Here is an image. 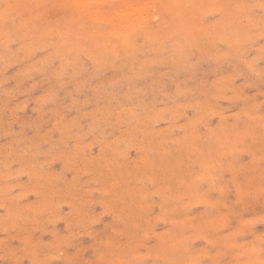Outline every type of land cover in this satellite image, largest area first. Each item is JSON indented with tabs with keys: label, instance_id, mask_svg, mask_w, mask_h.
<instances>
[{
	"label": "rangeland",
	"instance_id": "1",
	"mask_svg": "<svg viewBox=\"0 0 264 264\" xmlns=\"http://www.w3.org/2000/svg\"><path fill=\"white\" fill-rule=\"evenodd\" d=\"M107 1L0 0L3 264H259L264 0Z\"/></svg>",
	"mask_w": 264,
	"mask_h": 264
},
{
	"label": "bare ground",
	"instance_id": "2",
	"mask_svg": "<svg viewBox=\"0 0 264 264\" xmlns=\"http://www.w3.org/2000/svg\"><path fill=\"white\" fill-rule=\"evenodd\" d=\"M99 1H100V0H99ZM105 1H107V0H105ZM164 1H165V0H164ZM174 1H175V0H174ZM74 2H75V1H74ZM107 2H108V1H107ZM107 2H106V3H107ZM160 2H161V1H160ZM176 2H177V1H176ZM104 3H105V2H104ZM108 3H109V2H108ZM108 3H107V4H108ZM161 3H162V2H161ZM163 3H164V2H163ZM166 3H167V2H166ZM166 3H165V5H166ZM178 3H179V2H177V5H178ZM181 3H182V2H180V4H181ZM74 4H75V3H74ZM74 4H73V5H74ZM180 4H179V6H180ZM103 5H104V4H103ZM168 5H169V4H168ZM168 5H167V7H168ZM75 6H76V8H78V7H77L78 5H75ZM100 6H101V5H100ZM109 6H110V8H112L111 5H109ZM109 6H108V7H109ZM169 6H170V5H169ZM174 6H175V5H173L172 7H174ZM70 7H71V6H70ZM72 7H73V6H72ZM161 7H162V5H161ZM163 7H164V5H163ZM163 7H162V10H164ZM172 7H171V8H172ZM100 9H101V8H100ZM104 9H105V8H104ZM107 9H108V8H107ZM148 9H149V8H148ZM151 9H152V8H151ZM160 9H161V8H160ZM92 10H94V9H92ZM98 10H99V9H98ZM102 10H103V9H101V11H102ZM156 10H157V9H156ZM169 10H170V7H169ZM84 11H85V10H84ZM101 11L99 10V12H101ZM105 11H106V9H105ZM175 11H176V10H175ZM175 11H174V12H175ZM158 12H159V11H158ZM179 12L181 13L180 10L178 11V13H179ZM93 14H94V13H93ZM153 14H154V13H153ZM181 14H182V13H181ZM95 15H96V13H95ZM155 15L157 16V14H155ZM176 15H177V13H176ZM178 15H180V14H178ZM93 16H94V15H93ZM93 16H91V18H88L87 16H84V13H83V17H87L88 21H89V19L91 20ZM102 16H103V15H102ZM148 16H150V15H148ZM152 16H153V15H152ZM158 16H159V14H158ZM81 18H82V17H81ZM99 18H100V17H99ZM153 18H154V17H153ZM173 18H174V16H173ZM84 19H85V18H84ZM94 19H95V18H94ZM96 19H97V17H96ZM102 19H103V18H102ZM82 20H83V19H82ZM83 21H85V20H83ZM91 21H92V20H91ZM104 21H105V20H104ZM104 21H103V22H104ZM97 22H98V20H97ZM86 23H87V22H86ZM109 23H110V22H109ZM111 23H112V22H111ZM84 24H85V23H84ZM108 25H110V24H108ZM92 26H93V25H92ZM111 26H113V25H111ZM111 26H110L109 28H111ZM112 28H113V27H112ZM84 29H85V28H84ZM114 29H115V28H114ZM103 30H104V29H103ZM103 30H102V33H103ZM106 30H107V29H106ZM109 30H110V29H109ZM116 30H117V29H116ZM93 31H94V30H93ZM96 31H97V30H95V33H97ZM98 32H99V31H98ZM108 32H109V31H108ZM111 32H113V30L110 31V33H111ZM120 32H121V31H120ZM92 33H94V32H92ZM92 33H91V35H92ZM106 33H107V32H106ZM116 33H119V31L116 32ZM116 33L114 32V33H112V34H116ZM112 34H111V35H112ZM120 34H121V33H120ZM108 35H110V34L108 33ZM111 35H110V36H111ZM121 35H122V34H121ZM113 36H114V35H113ZM113 36H112V37H113ZM115 36H116V35H115ZM154 39H155V38H154ZM127 40H128V39H127ZM158 40H159V39H158ZM158 40H157V37H156L155 41H158ZM149 41H150V40H149ZM153 41H154V40H153ZM160 41L163 42L162 39H161ZM162 42H161V44H162ZM150 43H151V42H150ZM154 43H158V42H154ZM148 44H149V43H148ZM161 44H160V45H161ZM6 45H7V44H6ZM109 45H110V44H109ZM149 45H150V44H149ZM153 45H154V44H153ZM162 45H163V44H162ZM3 46L5 47V45H3ZM60 47H61V46H60ZM146 47H147L146 50H148V48H149L150 46H149V47L146 46ZM152 47H153V46H152ZM156 47H157V46H156ZM160 47H161V46H160ZM164 47H165V46H164ZM111 48H112V47H111ZM113 48H114V47H113ZM109 49H110V48H107V52H108ZM150 49L152 50V48H150ZM150 49H149V51H150ZM155 49H156V48H155ZM155 49H154V51H155ZM157 49H160V48L157 47ZM162 49H164V48H162ZM5 50H6V49H5ZM133 51H134V50H133ZM156 51H157V50H156ZM10 52H11V51H10ZM111 52H112V51H111ZM129 54H130V53H129ZM131 54H132V53H131ZM131 54H130V55H131ZM133 55H134V54H133ZM135 55H136V54H135ZM163 57H164V56H163ZM164 58H165V57H164ZM157 82H158V81H157ZM154 83H156V82H154ZM154 83H153V84H154ZM180 86H181V85H180ZM49 93H50V92H49ZM49 93H47V94H49ZM47 94H46V95H47ZM42 96H43V94H42ZM44 96H45V95H44ZM48 96H49V95H48ZM48 96H47V97H48ZM45 97H46V96H45ZM41 99H44V97L41 98ZM41 99H40V100H41ZM45 99H46V98H45ZM45 99H44V100H45ZM35 100H37V99H35ZM37 101L39 102V100H37ZM35 102H36V101H35ZM40 102H41V101H40ZM94 120H95V119H94ZM95 121H96V120H95ZM92 122H93V120H92ZM188 122H190V121H188ZM185 123H186V122H185ZM192 124H193V123H192ZM121 125H122V124H121ZM190 126H191V125H190ZM190 126H189V127H190ZM118 128H120V125H119ZM184 128H185V127H184ZM190 128H191V127H190ZM190 128H189V129H190ZM180 129H183V128H180ZM156 130H157V129H156ZM184 130H185V129H184ZM159 132H162V130L159 129ZM186 132H187V131H185V133H186ZM154 133H155V132H154ZM157 133H158V132H157ZM158 134H160V133H158ZM182 134H183L182 136H184V133H182ZM187 135H188V134H187ZM185 137H186V136H185ZM192 137H193V136H192ZM192 137H191V138H192ZM168 138H169V137H168ZM183 138H184V137H182L181 139H183ZM170 139H171V138H170ZM176 139H178V138H176ZM181 139H180V140H181ZM174 140H175V139H174ZM178 141H179V139H178ZM114 143H115V142H114ZM112 144H113V143H112ZM180 144H181V143H180ZM131 145H132V144H131ZM177 145H178V144H177ZM179 146H180V145H179ZM105 147H106V145H105ZM105 147H104V148H105ZM106 148H108V147H106ZM120 148H121V147H120ZM125 148H126V147H125ZM129 148H130V147H129ZM165 148H166V147H165ZM102 149H103V147H102ZM162 150H163V149H162ZM101 151H102V150H101ZM163 151H164V150H163ZM163 153H164V152H163ZM99 155H100V154H99ZM99 155H98V156H99ZM140 156H142V155L140 154ZM99 157H100V156H99ZM102 157H103V156H102ZM147 158H148V157H147ZM149 158H150V157H149ZM149 158H148V161H149ZM202 160H203V159H202ZM149 162H150V164H151V161H149ZM71 164H72V163H70V166H71ZM148 164H149V163H148ZM150 164H149V165H150ZM162 165H163V164H162ZM108 166H109V165H108ZM108 166H107V167H108ZM164 166H165V165H164ZM100 178H101V177H100ZM122 203H123V202H122ZM120 204H121V203H120Z\"/></svg>",
	"mask_w": 264,
	"mask_h": 264
},
{
	"label": "clouds",
	"instance_id": "3",
	"mask_svg": "<svg viewBox=\"0 0 264 264\" xmlns=\"http://www.w3.org/2000/svg\"><path fill=\"white\" fill-rule=\"evenodd\" d=\"M0 264H3V258L0 257ZM8 264H11V262H8ZM259 264H264V260H261Z\"/></svg>",
	"mask_w": 264,
	"mask_h": 264
}]
</instances>
